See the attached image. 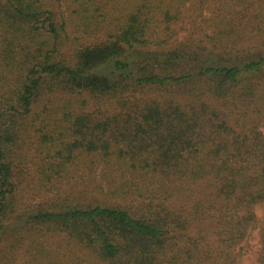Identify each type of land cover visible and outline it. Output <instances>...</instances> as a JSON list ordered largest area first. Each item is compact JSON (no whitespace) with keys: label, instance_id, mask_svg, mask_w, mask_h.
<instances>
[{"label":"trees","instance_id":"trees-1","mask_svg":"<svg viewBox=\"0 0 264 264\" xmlns=\"http://www.w3.org/2000/svg\"><path fill=\"white\" fill-rule=\"evenodd\" d=\"M260 203L264 0H0V254L238 264L257 229L264 264Z\"/></svg>","mask_w":264,"mask_h":264},{"label":"rangeland","instance_id":"rangeland-1","mask_svg":"<svg viewBox=\"0 0 264 264\" xmlns=\"http://www.w3.org/2000/svg\"><path fill=\"white\" fill-rule=\"evenodd\" d=\"M27 158L32 159V154H29ZM29 163H31V161ZM30 181L31 180L29 179L26 184H29ZM37 201L39 202L40 200L37 199ZM254 210L259 220H262L264 218V203L258 204ZM7 226L8 224H5V227ZM10 226L12 228L10 227V229H6V247L4 248L5 251L3 250L0 254V264H26L21 253L22 251L11 248V246H15L13 244V242H16L15 238L22 237L23 231L20 230L19 226ZM11 230H14V233L10 232ZM259 242L258 230L254 229L250 232L246 242L241 244V253L237 258L238 264H256L257 252L260 246Z\"/></svg>","mask_w":264,"mask_h":264}]
</instances>
